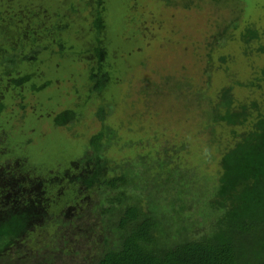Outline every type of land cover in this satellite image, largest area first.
<instances>
[{
	"label": "rangeland",
	"instance_id": "obj_1",
	"mask_svg": "<svg viewBox=\"0 0 264 264\" xmlns=\"http://www.w3.org/2000/svg\"><path fill=\"white\" fill-rule=\"evenodd\" d=\"M7 2L35 9L50 5L54 13L39 15L64 26L68 21L58 19L56 8L75 5L71 17L86 21V29L92 26L96 6L95 0H0L1 10ZM103 4L109 23L105 45L110 47L104 64L113 68L101 93L91 88L96 57L83 52L90 35L85 39L88 32L77 31L72 41L75 51L55 56L48 67L39 68V77L15 88L18 98L4 96L10 100L5 124L14 126L1 125L0 173L17 177L5 190L21 189L24 200L47 202L50 211L36 217L42 224L38 233L43 246L31 247L40 236L26 234L4 258L6 264H87L83 256L94 253L93 239L99 235L92 225L95 213H65L72 204L68 195L76 191L72 180L77 172L69 167L93 152L88 143L98 132L105 134L103 155L110 164L139 152H162L174 167H190L189 175L199 171L214 181L219 145L230 135L227 126L211 123L208 100L226 83V68L240 81L259 83L262 77L264 0H105ZM248 25L258 28L261 37L245 44L240 33ZM78 29L74 24L72 30ZM261 83L262 87H239L237 93L264 99V80ZM101 105L106 109L104 119L97 114ZM67 109L73 111L71 116L56 122ZM33 113L37 116L30 117ZM68 182L72 190L66 191ZM89 224L95 232L87 230ZM47 255L56 260L44 261Z\"/></svg>",
	"mask_w": 264,
	"mask_h": 264
},
{
	"label": "trees",
	"instance_id": "obj_2",
	"mask_svg": "<svg viewBox=\"0 0 264 264\" xmlns=\"http://www.w3.org/2000/svg\"><path fill=\"white\" fill-rule=\"evenodd\" d=\"M95 1L89 29L82 18L71 17V9L75 7L72 4L66 9L56 8L58 19L68 21L66 26L49 23L48 18L39 15L54 13L50 5L42 3L46 6L35 9L36 6L28 4L21 7L3 4L0 129L1 125L5 129L14 126L5 124L4 111L10 101L4 98L5 94L18 98L19 92L14 90L39 77V68L48 67L55 56L75 51L72 41L77 31L88 32L85 39L90 35V40L83 44L86 48L83 52L94 53L96 57L90 70L92 90L101 93L110 82L113 67L104 64L110 49L105 45L109 25L103 12L105 0ZM67 9L69 13L64 11ZM74 24L79 26L78 30H72ZM64 31L74 33L63 37ZM260 34L258 28L248 25L241 31L240 40L249 44L259 39ZM224 73L226 83L208 100L211 123L227 126L230 135V140L219 145V172L214 181L199 175V171L189 175L190 167H174L168 155L161 156L162 152L154 155L151 151L139 152L111 165V160L103 155L102 131L90 138L88 145L93 152L69 167L77 172L72 180L76 191L68 195L72 204L65 215L95 213L92 225L99 232L93 239L94 253L83 256L87 264H264V99L237 93V88L243 86L262 87L264 67L259 72L262 76L259 83L235 79L228 68ZM24 106L22 103L21 109ZM72 112L63 111L56 122L66 121ZM97 114L104 119V105L99 106ZM133 145L143 147L140 143ZM5 177L0 173V264H6L4 258L22 236H40L42 224L36 217L50 212L47 202L45 205L32 197L24 200L21 189L5 190L11 179L17 178L14 174ZM69 183L66 191L72 190ZM15 185L12 182V188ZM62 196L65 198L64 193ZM58 220L56 217L54 223ZM93 227L89 224L87 230L95 232ZM85 235L89 240V233ZM42 242L40 236L31 247L35 244L41 247ZM51 257L47 255L44 261L49 262Z\"/></svg>",
	"mask_w": 264,
	"mask_h": 264
}]
</instances>
